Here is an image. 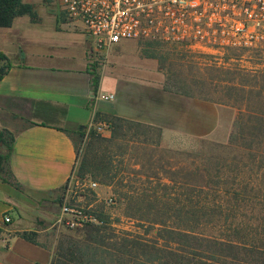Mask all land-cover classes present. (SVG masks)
Wrapping results in <instances>:
<instances>
[{
  "label": "crops",
  "instance_id": "0c3cea01",
  "mask_svg": "<svg viewBox=\"0 0 264 264\" xmlns=\"http://www.w3.org/2000/svg\"><path fill=\"white\" fill-rule=\"evenodd\" d=\"M23 2L35 6L38 20L23 14L0 26V51L12 62L0 80V133L12 135L10 151L0 144V153H9L10 172L0 176V264H52L55 248L46 240L60 225L59 197L74 171L81 132L122 118L164 133L205 134L215 125L204 124L216 115L206 110L201 117L198 98L168 91L160 74L145 75L148 59L130 60L123 70L119 45L134 46V40L100 55L95 70L84 31L55 14L50 0ZM25 231L36 232L38 242L24 238Z\"/></svg>",
  "mask_w": 264,
  "mask_h": 264
},
{
  "label": "rangeland",
  "instance_id": "374dc122",
  "mask_svg": "<svg viewBox=\"0 0 264 264\" xmlns=\"http://www.w3.org/2000/svg\"><path fill=\"white\" fill-rule=\"evenodd\" d=\"M49 5L55 14H61L58 0H50ZM132 40L134 46L133 42L119 45L123 65L138 57L148 59L152 65L146 66L149 69L145 75L160 74L161 84L179 92L184 99L208 100L216 115L214 128L205 134L178 130L175 134L164 133L162 128L125 125L118 130L116 137L112 136L110 128L96 132L90 130L84 136L76 137L74 176L92 178L99 183L98 196L96 193L87 196L95 213L102 214L119 231L143 234L138 222L127 216L128 200L143 199L144 211L165 210L176 214L182 210H195L194 206L185 209L182 206L186 198L199 197L197 191L191 190L196 177L194 172L207 167L215 173L216 163L232 165L248 155L234 144L224 148L219 145L230 144L239 115L264 114V49L202 51L162 39ZM121 66L118 69L122 70ZM129 68L126 65L123 70ZM229 186L230 183L227 188ZM200 196L210 199L226 197L214 186ZM155 200L159 205L148 206L147 203ZM230 209L222 208L225 211ZM86 226L69 229L59 225L56 231L49 233L46 241L54 244L56 250L62 237L80 236Z\"/></svg>",
  "mask_w": 264,
  "mask_h": 264
},
{
  "label": "trees",
  "instance_id": "16d2710c",
  "mask_svg": "<svg viewBox=\"0 0 264 264\" xmlns=\"http://www.w3.org/2000/svg\"><path fill=\"white\" fill-rule=\"evenodd\" d=\"M23 14H29L33 21L39 18L33 4L23 0H0V26H11L14 18ZM11 65V60L0 51V80ZM98 66L96 61L94 69ZM94 82L97 88L99 74L95 75ZM199 100L202 103L200 115L206 118L204 111L211 113L212 107L208 100ZM215 122L216 118L204 125L211 127ZM125 125L161 129L119 118L110 123L112 136L116 137ZM234 127L230 144L219 146L234 144L248 155L232 165L216 163L215 173L207 167L194 172L196 177L191 190L197 191L199 197L186 198L182 206L184 209L194 206L195 210L176 214L165 210L144 211L143 199H130L127 216L138 222L143 234L119 231L100 214L101 224L86 226L80 236L70 234L59 240L52 264H264V114L239 115ZM85 134L81 132L78 136ZM11 138L8 131L0 133V144H5L8 151L12 149ZM8 156L9 153H0V176H10ZM212 186L223 192L225 199L200 196ZM147 204L159 205L158 200ZM224 207L231 209L222 210ZM36 235V232L22 233L24 238L35 243L38 242Z\"/></svg>",
  "mask_w": 264,
  "mask_h": 264
},
{
  "label": "built area",
  "instance_id": "2783aa9c",
  "mask_svg": "<svg viewBox=\"0 0 264 264\" xmlns=\"http://www.w3.org/2000/svg\"><path fill=\"white\" fill-rule=\"evenodd\" d=\"M58 1L67 22L91 36L95 60L125 39H162L202 51L264 49V0ZM109 127L103 123L96 130ZM98 187L96 180L74 176L73 171L59 197L60 225L74 229L100 224L87 201L89 194L98 196Z\"/></svg>",
  "mask_w": 264,
  "mask_h": 264
},
{
  "label": "water",
  "instance_id": "95a60500",
  "mask_svg": "<svg viewBox=\"0 0 264 264\" xmlns=\"http://www.w3.org/2000/svg\"><path fill=\"white\" fill-rule=\"evenodd\" d=\"M87 37H88V38H91V36H90V35H87Z\"/></svg>",
  "mask_w": 264,
  "mask_h": 264
}]
</instances>
